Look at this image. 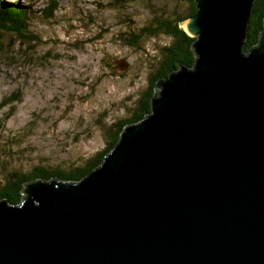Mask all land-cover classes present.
I'll return each instance as SVG.
<instances>
[{
	"label": "water",
	"instance_id": "water-1",
	"mask_svg": "<svg viewBox=\"0 0 264 264\" xmlns=\"http://www.w3.org/2000/svg\"><path fill=\"white\" fill-rule=\"evenodd\" d=\"M255 2L196 0L180 23L194 66L156 82L102 164L0 201V264H264V29L244 51Z\"/></svg>",
	"mask_w": 264,
	"mask_h": 264
},
{
	"label": "rangeland",
	"instance_id": "rangeland-1",
	"mask_svg": "<svg viewBox=\"0 0 264 264\" xmlns=\"http://www.w3.org/2000/svg\"><path fill=\"white\" fill-rule=\"evenodd\" d=\"M7 1L29 5L31 17L26 39L0 31V104L19 96L0 110V182L14 170L81 166L103 150L171 43L160 34L132 46L130 35L189 8L188 0Z\"/></svg>",
	"mask_w": 264,
	"mask_h": 264
},
{
	"label": "trees",
	"instance_id": "trees-1",
	"mask_svg": "<svg viewBox=\"0 0 264 264\" xmlns=\"http://www.w3.org/2000/svg\"><path fill=\"white\" fill-rule=\"evenodd\" d=\"M188 2V14L185 18L175 19L174 15L169 18L164 16L154 18V23L130 35V45L132 46H139V41L144 38L156 37L160 34L169 35L171 43L159 50L158 57H156L157 65L150 80L149 87L138 97L131 117L113 124L107 130V140L104 149L95 153L94 156L88 158L81 166L77 167L61 169L36 166L29 172L19 170L8 172L2 182H0L1 202L4 201L9 205L22 204L25 199L23 190L26 184L35 180L40 179L45 182L59 180L68 183H78L82 181L88 174L100 166L105 156L114 149L121 138V133L125 125L128 123H138L150 114L151 98L156 82L160 78H165L169 73L175 71L178 68V62L183 63L189 68L194 66L196 57L192 49V44L195 38L190 37L180 28V23L195 15L198 10L196 0H188ZM30 17L31 8L29 5L21 4L19 1L10 2L7 0H0V31L16 34L18 37L26 39L27 36L24 31L30 26ZM263 29L264 0H256L249 21L244 51L247 52L258 43L260 33ZM0 56H2V52ZM18 97V95H13L6 98L0 104V110L18 101Z\"/></svg>",
	"mask_w": 264,
	"mask_h": 264
},
{
	"label": "bare ground",
	"instance_id": "bare-ground-1",
	"mask_svg": "<svg viewBox=\"0 0 264 264\" xmlns=\"http://www.w3.org/2000/svg\"><path fill=\"white\" fill-rule=\"evenodd\" d=\"M182 26L185 28V26H186L185 23H183ZM132 124H133V123H128L127 125L124 126V128H125L126 126H128V125H132ZM123 131H124V129H123ZM123 131H122V132H123ZM121 134H122V133H121ZM24 198H25V194H24Z\"/></svg>",
	"mask_w": 264,
	"mask_h": 264
},
{
	"label": "flooded vegetation",
	"instance_id": "flooded-vegetation-1",
	"mask_svg": "<svg viewBox=\"0 0 264 264\" xmlns=\"http://www.w3.org/2000/svg\"><path fill=\"white\" fill-rule=\"evenodd\" d=\"M187 16V15H186Z\"/></svg>",
	"mask_w": 264,
	"mask_h": 264
}]
</instances>
